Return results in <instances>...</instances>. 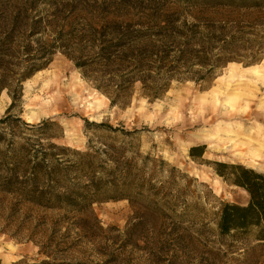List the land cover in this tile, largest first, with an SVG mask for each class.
I'll list each match as a JSON object with an SVG mask.
<instances>
[{"label": "trees", "instance_id": "16d2710c", "mask_svg": "<svg viewBox=\"0 0 264 264\" xmlns=\"http://www.w3.org/2000/svg\"><path fill=\"white\" fill-rule=\"evenodd\" d=\"M122 2L0 0V95L6 92L11 100L0 118V223L5 229L15 226L20 237L31 224L37 230L48 224L35 213L59 212L47 239L57 248L45 251L36 245L44 259L32 264H66L56 258L69 238L70 229L59 234L64 223L78 233L75 246L92 245L91 256L100 261L88 264H132L130 256L150 264H223L221 259L264 264V175L215 162L216 174L249 200L244 206L219 201L208 213L196 203L179 202L174 186L157 188L146 164L137 165L135 152L127 156L124 147L94 150L88 145L79 152L57 146L52 141L61 136L49 134L58 127L54 122L26 124L11 115L22 98V84L56 55L71 62L110 106L121 109L135 85L142 97L154 101L172 82L205 88L229 63L251 67L264 59V0H174L170 4L176 9L189 12L186 18L162 13L166 4H160L153 9L160 14L147 8L135 20L120 15L129 6ZM221 9L262 15L241 22L218 20ZM250 36L254 40L246 39ZM88 126L130 134L102 124ZM204 149L192 147L189 155L199 159ZM121 200L132 209L125 227L103 229L93 206ZM28 263L23 258L10 264Z\"/></svg>", "mask_w": 264, "mask_h": 264}, {"label": "rangeland", "instance_id": "374dc122", "mask_svg": "<svg viewBox=\"0 0 264 264\" xmlns=\"http://www.w3.org/2000/svg\"><path fill=\"white\" fill-rule=\"evenodd\" d=\"M97 1L115 5L123 4L122 1L127 2L129 6L120 12L126 20L139 18L145 14L144 12H149L147 8L151 9L154 15H158L160 12H155L153 9L160 4H166L162 13L175 14L174 17L184 19L189 13L180 8L176 9L173 4H170L174 0ZM161 1L169 3H161ZM193 14H198L197 10L193 11ZM208 14L212 16L214 11ZM248 15L262 14L231 12L223 9L215 14L218 20L232 22L235 20L241 22ZM246 39L254 40V37L250 36ZM232 64L239 70H245L264 66V59L251 67H245L241 63H229L205 88H200L190 82L184 84L172 82L168 92L154 101H148L142 97L139 85H135V91L128 105L121 109L110 106L109 100L96 90L94 84L86 80L71 62L56 55L45 70L37 72L22 84V98L11 109V115L18 117L26 124L35 125L45 120L54 122L58 127H51L49 134L61 136L58 140L52 141L57 146L79 152H85L88 145L94 150L124 147L129 150L127 156H131L134 152L137 153L139 156L137 165L140 167L143 163L146 164L145 172L154 176L157 188L173 189L174 186L180 196L179 202L184 201L190 205L196 203L208 213L215 210L213 208L219 201L244 206L248 203V195L243 190L225 183L216 174L214 163L240 165L264 175V159L230 157V154L221 150L222 145L217 143L215 130L222 125H242L245 128L259 125L264 130V86L256 85L248 88L237 86L236 89L242 93L241 98L232 103L230 109L225 108L221 100L211 103L210 94L219 85L222 86ZM55 82L64 88L80 85L85 91L82 99L86 102L96 101L100 104L98 118H94L93 113L83 110L79 105L74 107L71 98L63 106L52 107L54 97L43 93ZM199 97H206L204 106L193 105L192 101ZM43 104L48 106L42 108ZM10 105V98L6 92H2L0 118L4 116ZM86 122L88 125L110 126L130 134L112 135L105 129L88 126ZM255 140L253 138L254 142ZM42 144L45 146L46 142L43 141ZM198 146L205 148L204 154L201 158L193 160L189 155V150ZM253 149L256 147L254 146ZM68 160L74 161V155H69ZM93 211L103 229L111 227L123 229L132 215V209L126 200L96 204L93 206ZM35 214H39L40 218H45L48 224L40 227L39 230L31 224L20 237H15V226L12 229H5V225L0 223V260L3 263L10 264L27 258L28 264H32L44 259L38 255V246L45 251L50 250L52 245L47 239L51 231V223L60 214L59 212H37ZM210 228L213 229V226ZM69 229V238L65 241L67 246L59 247L56 258L66 264L99 262V258L91 256L92 245L83 242L75 246L78 233L70 228L69 223L59 225V234L63 235ZM32 231L34 232L31 233ZM33 235L34 239L31 240L35 245L27 239V236L33 238ZM55 248L57 247L53 245L51 251ZM238 248L242 249L244 246L238 245ZM129 259L132 260V264H150L146 258L138 259L130 256ZM221 262L231 263H225L226 259H221Z\"/></svg>", "mask_w": 264, "mask_h": 264}, {"label": "bare ground", "instance_id": "6f19581e", "mask_svg": "<svg viewBox=\"0 0 264 264\" xmlns=\"http://www.w3.org/2000/svg\"><path fill=\"white\" fill-rule=\"evenodd\" d=\"M230 71L225 77L222 86H218L213 91L211 96V103L222 101L225 108L230 109L232 103H235L241 98V91L236 89L237 86L261 85L264 86V66L251 67L245 70H239L230 65ZM84 90L80 85L74 87L64 88L58 82L48 86L43 94L52 95L54 103L52 107L63 106L67 100L71 98L74 107L81 106L83 110H87L94 114V118H98L100 114V104L96 101L86 102L82 99ZM56 95L57 98L55 97ZM204 96V95H203ZM56 98V99H55ZM193 105L204 106L206 104V97H199L194 99ZM48 105L43 104L42 108ZM217 143L222 145L221 150L230 154V157L237 159H264V130L259 125H254L251 128H245L242 125H222L215 130ZM255 138V142L253 141ZM254 146L256 149H253ZM255 162V161H254Z\"/></svg>", "mask_w": 264, "mask_h": 264}]
</instances>
